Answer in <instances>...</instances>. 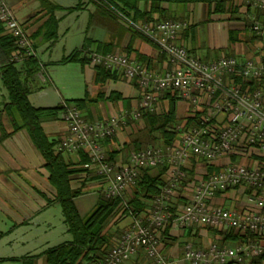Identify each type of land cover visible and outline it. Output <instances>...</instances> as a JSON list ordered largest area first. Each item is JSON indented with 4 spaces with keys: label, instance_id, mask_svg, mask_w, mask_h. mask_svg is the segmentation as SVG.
<instances>
[{
    "label": "crops",
    "instance_id": "crops-1",
    "mask_svg": "<svg viewBox=\"0 0 264 264\" xmlns=\"http://www.w3.org/2000/svg\"><path fill=\"white\" fill-rule=\"evenodd\" d=\"M129 1L132 2L133 7L131 18H135L136 21L142 22L147 19L146 14L149 13L157 21L174 20L187 23V26L179 32L177 43L186 47L199 59L211 62L222 57H233L244 62L250 59L259 60L264 55L263 42L255 38L251 32L252 18L259 13L248 3V0ZM7 2L33 42L39 60L40 48L53 50L60 39H65L71 32L70 27L63 29L61 25L67 14L77 13L80 20L87 12V23H81L78 35L65 43L63 56L53 61L52 56L49 57L53 68L62 66L73 73L71 79L76 80L78 76L82 78L83 98L74 96L72 92L77 90L61 84L52 71L48 73L50 84L42 73L38 72L29 83V101L34 107L53 109L62 106L65 102L88 98L82 110H87L88 105L93 108L92 112L84 113L85 118L93 122L110 119L125 112L131 113L139 108L142 91L136 79H129L119 69H109L115 73L114 78L98 81L97 66L91 63L63 62L66 57L83 47L99 53L124 54L154 74H163L172 68L167 53L122 24L108 7L96 0H7ZM244 29H246L244 39L237 40L235 37L244 32ZM206 39L207 44L204 43ZM20 63V67H23L24 62H19L18 65ZM22 79H25V74ZM0 80L4 86L0 85V262L46 264L44 253L62 244L71 243L73 237L65 222L57 197V188L50 180L46 160L37 149L29 132L21 127L22 122L18 123L13 115V106L9 105V93H4L3 89L6 87L2 79L1 66ZM85 82L97 87L96 97L90 95L94 88L90 92L86 85L85 89ZM37 89L43 91L37 92ZM32 99L38 104L34 105ZM172 99H175L177 117L182 121L177 126H185L184 119L203 109L202 107L197 109L188 102L189 105L182 106L183 113L179 114L177 103L183 99L174 93L164 92L159 98L156 111L162 113L168 110ZM41 126L48 139L55 143L60 142L69 133L62 111L44 113L41 116ZM148 126L147 117L138 120L129 119L113 138L102 142L107 159L118 166L128 164L133 152L127 150L132 136ZM180 139L181 134L173 143H179ZM84 154H87L85 150L61 153L73 171L71 188L75 192L80 191L75 198L78 210V201L85 207L88 204L98 205V197L104 195L108 185L107 180L98 174L95 166L85 167ZM240 159L244 161L243 158ZM228 160V158H220L206 161L200 157H193L188 161L187 178L168 200L170 216L165 229L161 231L159 250L174 264H189L184 259V247L188 243L199 249H208L214 243L224 244L226 247L236 246L229 241L223 243L224 236L217 231L218 229L200 225L184 227L179 221V213L192 201L197 183L208 173L221 169ZM245 163L252 164L246 160ZM164 167L168 170L162 175V179L167 182L171 176L169 165L150 168L149 171L153 176H157L163 173ZM191 172L194 173L193 176H190ZM240 195L243 197L242 200H239ZM92 196L97 198L96 201H92ZM134 197V186H130L121 197L123 202L119 211L109 219L103 232L107 238L105 254L116 245L135 218L148 221L153 203L146 207L147 213L139 216L137 211L133 212L135 208L130 203ZM246 202L250 203L251 200L244 189L218 193L211 199L213 206L223 207L222 203H226L236 204L243 209L242 211L254 209V207H246ZM137 205L140 207L139 203ZM126 209L128 212L125 211ZM172 209L176 210L174 216H171ZM126 215L131 217V222L117 229V224ZM123 264H156V262L144 249H140Z\"/></svg>",
    "mask_w": 264,
    "mask_h": 264
},
{
    "label": "built area",
    "instance_id": "built-area-1",
    "mask_svg": "<svg viewBox=\"0 0 264 264\" xmlns=\"http://www.w3.org/2000/svg\"><path fill=\"white\" fill-rule=\"evenodd\" d=\"M96 1L108 7L122 24L167 53L172 68L163 74H154L124 54L83 50L92 65L119 69L129 79H136L142 99L139 108L131 113L94 122L88 121L76 105L65 102L62 115L69 133L58 142L56 151L75 153L85 150L90 158L85 167L95 166L98 174L107 180L104 194L108 198L122 197L128 187L136 185L143 169L164 165L171 169L170 179L153 201L148 221L135 218L109 253L94 264H123L140 249L153 257L156 264H174L159 250L161 231L170 216L168 200L187 178V164L193 157L207 161L229 160L197 183L192 201L179 213L180 223L184 227L200 225L221 231L234 230L247 236L254 234L255 237L232 247L214 243L208 249H199L188 243L184 247V259L189 264H228L244 263L263 255L264 55L259 60L244 62L233 57L207 62L177 43L178 34L187 23L135 21L111 8L106 0ZM248 3L259 13L252 18L251 32L264 44V0H248ZM0 21L19 47L12 61L37 57L31 39L7 0H0ZM164 92L174 93L197 109L202 107L197 111L204 112L200 122L187 129L178 126L179 143L133 151L126 165L109 162L102 142L113 138L129 119L138 120L144 112H155ZM232 155H238L244 161H232ZM245 160L252 164H246ZM238 189L248 192L254 209L236 212L211 205V199L218 193Z\"/></svg>",
    "mask_w": 264,
    "mask_h": 264
},
{
    "label": "trees",
    "instance_id": "trees-1",
    "mask_svg": "<svg viewBox=\"0 0 264 264\" xmlns=\"http://www.w3.org/2000/svg\"><path fill=\"white\" fill-rule=\"evenodd\" d=\"M115 6L119 11L123 12L126 16L131 18L132 2L129 0H106ZM228 1V0H222ZM135 9V8H134ZM137 11V8H136ZM109 13V12H108ZM110 14V13H109ZM111 15V14H110ZM143 21L158 22L152 16L146 14ZM135 19V18H134ZM133 19V20H134ZM136 21V20H135ZM83 47L74 51L63 62H80L83 64L90 63L87 56L83 53L86 50ZM19 52L16 39L6 33L3 23L0 21V66L2 69L3 83L9 93V105L17 107L21 118L22 128H25L37 149L41 152L46 160V167L50 172V180L57 188L58 199L60 201L65 222L68 226V231L72 235L73 240L69 244H62L55 248L49 249L44 253L46 264H94L103 259L108 253L105 252L107 245L106 235L103 233L109 219L119 211L123 199L121 197L108 198L100 195L98 207L92 212L88 218H83L75 203V198L80 194V191L75 192L71 188V175L73 171L70 165L67 164L62 157L61 153L56 152L58 143L51 142L41 126V116L44 113H57L62 111L63 105L57 108H37L34 107L29 101V83L30 79L39 72L40 64L37 57L25 59L24 66L20 67L19 62L12 61V57ZM98 68V81H105L109 78H114L115 73L111 70L97 66ZM25 74V79H22ZM88 101V98L69 101L67 103L76 105L80 111L82 106ZM204 112H198L184 119V128L196 126ZM142 117H147L149 126L132 136L129 143V151L142 150L149 146H158L161 144H172L180 132L177 129L182 121L178 119L176 114L175 99H172L170 108L165 112H144ZM85 156V163L90 162L87 154ZM238 155H232V161H238ZM111 162L110 159H108ZM168 169L164 167L163 173L153 176L149 169H143L138 178L136 185H134L135 197L131 199L130 203L133 204L134 213L143 215L147 213L146 207L148 204L153 203L154 199L160 194L166 181L162 179V175ZM194 173L191 172L190 176ZM140 207H138V204ZM170 210V209H169ZM128 212V209L125 210ZM170 212V211H169ZM176 210H171V216L175 215ZM224 236V242H232L236 245L245 243L248 239L254 238L255 235H242L234 230L220 231ZM220 246L224 247V244ZM105 255H104V254ZM228 264H264V254L258 257H253L246 260L244 263L230 262Z\"/></svg>",
    "mask_w": 264,
    "mask_h": 264
},
{
    "label": "rangeland",
    "instance_id": "rangeland-1",
    "mask_svg": "<svg viewBox=\"0 0 264 264\" xmlns=\"http://www.w3.org/2000/svg\"><path fill=\"white\" fill-rule=\"evenodd\" d=\"M107 4L110 5L111 8H116L115 6H113L109 2ZM77 15H78L77 13H69V14H67L66 19L63 21V23L61 25H62L63 29H65L66 27H70L71 32L66 36L65 39L62 40V38H61L60 41L58 42V44L54 46L53 50L52 49L44 50L43 47H42V50H41V48H40L39 49L40 60L39 59L38 60L40 61V71H39V73H42V75H43V77L45 79H47L49 81L48 73L50 71H52L53 74L55 75V77L57 78V80L61 84L67 85L69 87H73V90L74 89L77 90V91L74 90V92H72L74 94V96H77V98H83L84 89H83V84H82L83 83L82 82V78L80 76H78V78H76V80L71 79L72 76H73V73L68 72L67 70H65L66 68H63L62 66H55L53 68L52 63L49 60L50 56H52V61L56 60L58 58H61V56H63V52H64L63 48H64L65 43L67 41H70V40L74 39L78 35L81 23H83V22H85V24L87 23V12L83 16H81L80 20H78V16ZM244 30H245L244 32H242L241 34H239L238 36L235 37L237 40H241L242 41L244 39L243 37H245L246 29H244ZM207 42L208 41L206 39V41L204 43L207 44ZM19 66H21V63L19 64ZM79 77H80V82H79ZM49 84H50V81H49ZM0 85H2L1 80H0ZM86 85H88V88H89L90 92H91V89L94 88V91L91 92L90 95L92 97H96L97 87L95 85H93V84H86V82H85V84H84L85 89H86ZM2 87H4V86L2 85ZM3 89H4V93L8 94L7 89L6 88H3ZM36 91L37 92H42L43 89H37ZM32 100H33V104L34 105L38 104V103H36L34 101V99H32ZM188 102L189 101L186 102V101H183V100H179L178 101L177 108H178L179 114L183 113V111H181V108L184 105H189ZM84 110L85 111L81 110L83 115H84V113L86 114L87 112H92L93 108L90 105H88L87 110L86 109H84ZM12 111H13V115L16 118V120L18 121V123H21L22 122V118H21V115H20V112H19L18 108L17 107H13ZM184 113L187 114L186 111H184ZM91 199H93L92 201H96L97 198L95 196H92ZM242 199H243V197H242V195H240L239 196V200H242ZM99 200H100V197H98V201ZM90 205L91 204H88V205H86L87 207H85L84 205L80 204V201H78V206H79V210H80L81 216L83 218H85V219L88 218L92 214V212L98 207V205L94 204V206L91 205V206H93L92 209H91ZM222 206L224 208H229L231 210H238L239 212H243L242 211L243 209H241V207H239V206H236V204L230 205V204L222 203ZM247 206H248V208L255 207V204L253 202H250V203L246 202V207ZM246 207H244V208H246ZM130 222H131V217L129 215H126L125 217L121 218V221L117 224V227H118L117 229L123 228L124 226L128 225ZM0 264H22V263H12V262L1 263L0 262Z\"/></svg>",
    "mask_w": 264,
    "mask_h": 264
}]
</instances>
